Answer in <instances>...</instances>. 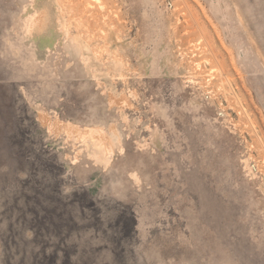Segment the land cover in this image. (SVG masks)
I'll return each mask as SVG.
<instances>
[{"label":"rangeland","instance_id":"1","mask_svg":"<svg viewBox=\"0 0 264 264\" xmlns=\"http://www.w3.org/2000/svg\"><path fill=\"white\" fill-rule=\"evenodd\" d=\"M0 264H264V0H0Z\"/></svg>","mask_w":264,"mask_h":264},{"label":"bare ground","instance_id":"2","mask_svg":"<svg viewBox=\"0 0 264 264\" xmlns=\"http://www.w3.org/2000/svg\"><path fill=\"white\" fill-rule=\"evenodd\" d=\"M93 129V128H92ZM87 137V136H86ZM93 137V136H92ZM86 140V139H85ZM98 140V139H97ZM99 141V140H98ZM98 141H88L87 142V147L90 149L91 153L93 155H99V157L102 158L103 153V146L101 142ZM105 149V148H104ZM104 160V159H103Z\"/></svg>","mask_w":264,"mask_h":264}]
</instances>
